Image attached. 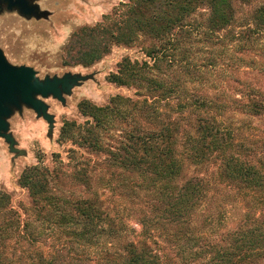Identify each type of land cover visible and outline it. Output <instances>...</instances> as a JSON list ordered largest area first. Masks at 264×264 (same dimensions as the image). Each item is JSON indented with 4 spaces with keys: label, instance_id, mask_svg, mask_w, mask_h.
Returning a JSON list of instances; mask_svg holds the SVG:
<instances>
[{
    "label": "trees",
    "instance_id": "1",
    "mask_svg": "<svg viewBox=\"0 0 264 264\" xmlns=\"http://www.w3.org/2000/svg\"><path fill=\"white\" fill-rule=\"evenodd\" d=\"M235 1L128 0L72 35L65 51L73 63L89 66L113 43L142 40L150 59L125 57L110 75L136 98L118 94L104 106L85 99L86 121L61 127V140L102 155L112 175H95L89 164L69 172L29 166L19 177L32 197L24 215L0 189V264H264V154L235 122L237 113L264 117V92L227 98L200 84L192 56L222 55L229 73L257 63L247 56L264 52V0L250 15ZM210 164V176H188ZM119 178L129 198L148 200L147 212L107 206L105 192Z\"/></svg>",
    "mask_w": 264,
    "mask_h": 264
},
{
    "label": "rangeland",
    "instance_id": "2",
    "mask_svg": "<svg viewBox=\"0 0 264 264\" xmlns=\"http://www.w3.org/2000/svg\"><path fill=\"white\" fill-rule=\"evenodd\" d=\"M127 1L29 0L31 4L39 7V15L31 16L24 15L17 8L9 9L4 2L0 4V47L12 64L33 66L37 70V77L42 80L48 76L63 77L66 73L85 76L70 92L64 93V100L53 95L42 97L49 106V112L54 115L52 125L27 105H23L21 110L15 108L8 118L9 133L16 139L15 148L18 150L11 151L10 143L4 137H0V189L11 195L12 206L23 215L31 207L32 197L29 190L19 184V177L29 166L39 164L49 169L57 167L69 172L77 165L89 164L95 175H112L111 170L104 167L102 155L92 152L85 146L80 148L72 140H61V127L65 120H76L79 123L86 121L87 117L81 113L79 107L80 102L85 99L104 106L118 94L136 98L134 87L112 82L110 75L118 70L119 63L125 57L141 61L150 59L143 50V46L149 41L113 43L110 52L89 66L71 62L65 49L76 31L103 21L115 7ZM261 1L250 0L245 3L246 1L236 0L234 6L239 14L250 15ZM200 11L206 10L200 8ZM77 47L75 51L78 53L88 49L86 46L80 49ZM208 52L200 49L196 55H192L199 67L196 68L201 70L197 73L200 76V84L206 81L209 87H217L226 93L227 98L229 95L231 98L234 95L240 98L241 91L250 87L259 88L264 92V52L261 50L250 52L247 58L256 57L257 63L254 66L240 64L242 67L234 69L233 73H229L231 70H226L222 65L223 61L220 59L222 55H209ZM212 57L219 60L216 67L208 64ZM67 59L70 62H66ZM227 75H233L236 80L228 78ZM235 118H237L235 122H239L237 126L244 133L258 139L256 143L258 155L264 154V117L237 113ZM214 168L215 164L200 168L192 167L188 176L195 174L210 176ZM120 180L122 178L117 179L114 189L105 192L107 206L122 211L127 205V211L136 215L135 217L141 215L143 211L147 212L148 200L129 198L126 190L117 186ZM80 189L76 188V191ZM214 194L215 198L220 194L223 198L225 193L215 189ZM132 219L131 222L135 223V219ZM135 226L140 230L136 223ZM164 249L170 255H175V247L171 244H165Z\"/></svg>",
    "mask_w": 264,
    "mask_h": 264
},
{
    "label": "water",
    "instance_id": "3",
    "mask_svg": "<svg viewBox=\"0 0 264 264\" xmlns=\"http://www.w3.org/2000/svg\"><path fill=\"white\" fill-rule=\"evenodd\" d=\"M2 2L9 9L17 8L26 16L39 15V7L29 0H0V4ZM84 77L66 73L63 77L48 76L42 80L37 77V70L33 66L12 64L0 47V137L10 143L11 151L18 150L15 148L16 139L9 133L8 118L14 109L21 110L23 105H27L52 125L54 115L49 112V106L42 97L53 95L64 100V93L70 92Z\"/></svg>",
    "mask_w": 264,
    "mask_h": 264
}]
</instances>
